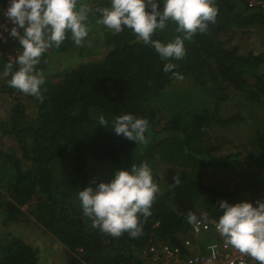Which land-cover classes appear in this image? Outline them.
Masks as SVG:
<instances>
[{"label": "trees", "instance_id": "obj_1", "mask_svg": "<svg viewBox=\"0 0 264 264\" xmlns=\"http://www.w3.org/2000/svg\"><path fill=\"white\" fill-rule=\"evenodd\" d=\"M6 1L0 0V12ZM249 1L214 0L215 22L184 42L182 59L162 61L130 29L114 33L96 23L95 10L110 6V0H81L92 8L89 34L80 46L67 38L42 55L37 68L45 76L43 102L11 88V74L0 76V96L11 100L9 116L0 123V139L13 141L9 149L0 143L4 222L19 224L29 217L35 229L63 248L65 264H144L152 243L182 249L180 239L189 236L192 227L186 220L188 212L198 218L207 213V220H218L221 200L264 201V161L255 157L259 161L249 164L238 150L221 154L228 141L219 133L245 120L241 114L222 116V104L230 98H245L251 117L254 108L264 107V55L252 50L241 53L246 35L264 30V7L252 8ZM159 7L162 10L163 4ZM176 27L168 21L152 38L168 43L182 35ZM239 35L241 45H232ZM89 41L105 46L102 60L61 72L53 68L55 59L62 66ZM169 62L176 67L165 73L164 64ZM7 63L16 70L15 61L5 58L0 73ZM123 114L148 120L146 143L136 145L111 132L110 122ZM101 115L109 121L105 128L99 124ZM155 160L167 161L171 167L167 177L152 173L159 192L151 216L140 217L142 234L112 237L93 228L83 215L78 192L109 182L116 170L133 164H147L152 171L158 167ZM215 168L233 173L236 185L249 194L238 197L213 186L210 177L218 173ZM0 264H41V259L23 239L6 235L0 237Z\"/></svg>", "mask_w": 264, "mask_h": 264}, {"label": "clouds", "instance_id": "obj_2", "mask_svg": "<svg viewBox=\"0 0 264 264\" xmlns=\"http://www.w3.org/2000/svg\"><path fill=\"white\" fill-rule=\"evenodd\" d=\"M159 3L163 4L162 10ZM159 3L157 0H110V6L95 10L99 13L96 23L114 33L130 29L138 40L152 47L162 61L180 60L186 53L184 42L197 33L206 32L209 23L215 22L218 9L214 0H159ZM91 14V6L81 0H9L4 15L13 27L8 35L18 40L20 51L15 58L16 70L12 71V63H7L0 76L11 74L8 80L11 88L43 102L41 89L45 76L37 68L40 58L67 38L80 46L89 34ZM168 21L174 22L177 33L182 35L168 43L153 39L154 33L163 30ZM175 67L173 63H165L163 71L171 72ZM173 75L183 78L179 73ZM110 123L111 132L116 136H123L136 145L147 142V119L123 114ZM99 124L105 128L109 121L101 115ZM158 192L151 169L142 163L116 170L109 182L80 190L78 199L83 215L91 220L93 228L112 237L126 232L131 238H137L142 234L140 217L151 216ZM218 203L222 214L215 226L225 238V244L264 264V201L258 200L256 206L247 201L230 204L221 200ZM186 220L198 231L201 222L207 220V213L202 212L198 218L190 211Z\"/></svg>", "mask_w": 264, "mask_h": 264}, {"label": "rangeland", "instance_id": "obj_3", "mask_svg": "<svg viewBox=\"0 0 264 264\" xmlns=\"http://www.w3.org/2000/svg\"><path fill=\"white\" fill-rule=\"evenodd\" d=\"M245 31H241L240 34ZM250 34V33H249ZM246 44H243L241 46V49L244 48V50H241V53H246L247 51H254L256 54H263L264 55V30L261 32H258L253 35H246ZM240 35L238 36V42L234 41L232 45H241V41H239ZM96 41V40H95ZM94 42L89 41L87 44V48L78 53L76 57L73 59L66 61L65 64L63 63L62 66L59 64V59L54 60L52 63L54 64L53 68L57 71H64L70 68L76 67L78 64H86L89 62H98L102 60L106 53V48L104 45H94ZM68 62V64H67ZM262 71L264 73V66L262 67ZM54 70V71H55ZM56 71L54 74H56ZM226 94V93H225ZM219 96V93L216 97ZM221 96V94H220ZM249 103L246 101L245 98H239V99H233L230 98L228 101L224 102L222 104V116L229 118L232 116H236L238 114H241L243 118L245 119L243 122H240L239 125H233L230 124V126H227L224 130V132L220 134H223L221 136L225 140L228 141L227 144L223 145L221 149V154H229V153H235V150H238L242 152L244 156L247 157V161L249 164L256 163L259 161L255 157H258L260 160L259 162L264 161V145L263 147H259L260 143H264V107L261 105L260 107L254 108V116L251 117L250 109H249ZM248 106V107H247ZM11 101L8 99L7 96H0V123H2L3 118H8L9 112L11 110ZM1 134V132H0ZM1 136V135H0ZM1 138V137H0ZM220 139V138H218ZM217 140V139H216ZM215 140V142H216ZM219 141V140H218ZM13 141L9 138L0 139V143L5 149H9L10 143ZM217 143V142H216ZM259 143V144H258ZM241 148V150H240ZM155 164H158L157 168H154L152 170V173L159 172L161 176H168V169L171 167V164H169L167 161L162 160H155ZM216 169V168H215ZM213 169L214 171L218 172L214 175H211L210 183L213 186H216L222 190H231L237 193L238 197L244 195H248L249 193L243 192L237 185L236 177L233 176V173L226 170L219 171L218 169ZM213 172V171H211ZM241 198V197H240ZM25 216L28 215V209L24 208ZM28 219H24L19 224H11V223H5L4 219L1 216L0 211V237L1 239H4L6 235H15L17 237H21L24 240H28L30 245L36 247L38 250V255L41 258V264H62L63 256L60 250H58L51 242H45L44 244L40 242V232L37 231L29 222ZM32 220V219H31ZM17 225H20L18 227ZM14 234H13V233ZM43 232V231H41ZM47 240V239H46ZM48 241V240H47ZM65 258V256H64Z\"/></svg>", "mask_w": 264, "mask_h": 264}, {"label": "built area", "instance_id": "obj_4", "mask_svg": "<svg viewBox=\"0 0 264 264\" xmlns=\"http://www.w3.org/2000/svg\"><path fill=\"white\" fill-rule=\"evenodd\" d=\"M250 7H264V0H250ZM9 7L7 0L0 12V61L8 59L14 62L19 54V42L8 35L13 27L4 15ZM258 200L251 203L256 206ZM218 220L202 221L199 230L191 227L190 235L180 239V246H171L163 242L152 243L145 252L144 264H258L250 256L242 255L238 250L225 244V238L216 230Z\"/></svg>", "mask_w": 264, "mask_h": 264}, {"label": "crops", "instance_id": "obj_5", "mask_svg": "<svg viewBox=\"0 0 264 264\" xmlns=\"http://www.w3.org/2000/svg\"><path fill=\"white\" fill-rule=\"evenodd\" d=\"M10 100V99H9ZM11 101V100H10ZM18 227H16L17 229L20 227V225H17ZM37 231L38 232H40V235H39V238H40V242L41 243H45V242H51L52 244H53V246H55L58 250H60V252L62 253V255H64V253H63V248L52 238V237H50V236H46V235H44V233L43 232H41V229L40 228H37ZM19 238H21V237H19ZM21 239H23V238H21ZM48 241H47V240ZM24 240V239H23ZM26 243H28V244H30L29 242H28V240H24ZM32 246V245H31ZM32 247H34V246H32ZM36 248V247H35ZM39 253V252H38ZM65 256V255H64ZM64 256H63V260H62V264H65L66 263V256H65V258H64ZM41 259V258H40Z\"/></svg>", "mask_w": 264, "mask_h": 264}]
</instances>
